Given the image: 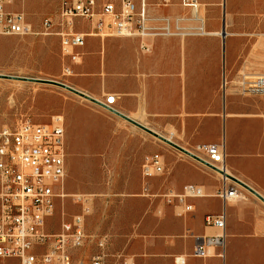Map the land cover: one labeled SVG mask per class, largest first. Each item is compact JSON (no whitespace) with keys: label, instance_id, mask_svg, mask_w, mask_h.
Masks as SVG:
<instances>
[{"label":"crops","instance_id":"obj_1","mask_svg":"<svg viewBox=\"0 0 264 264\" xmlns=\"http://www.w3.org/2000/svg\"><path fill=\"white\" fill-rule=\"evenodd\" d=\"M197 2L195 10L182 0H146L148 25H167L172 33L167 36L100 37L82 22L78 31L87 35L76 49L78 61L64 59L71 73L62 83L98 102L106 95L115 96L113 112L82 97L88 103L67 104L63 111L65 134L68 128L73 132L75 126L86 125L94 134L90 139L103 140L101 145L95 142L88 154L102 156V169L112 180L101 192L77 190L76 194L89 197L85 233L105 239L104 264H174L176 257H183L186 264H222L213 256L218 250H210L206 259L191 256L197 238L217 233L206 225L205 217L223 211L222 200L215 196L221 177L165 147L118 113L182 148L223 144L228 173L264 197L262 101L240 93L241 76L230 68L234 56L247 55V41L236 37L238 28L228 32L224 18L220 23L207 18V5L217 0ZM238 3L245 7L253 1ZM140 9L135 0L136 12ZM154 153L162 157L165 173L143 179L141 166ZM128 171L136 173L129 184L123 180ZM188 184L204 193L187 199L189 212L159 196L180 193ZM144 187L151 196L143 194ZM238 190L241 198L225 204L224 263L264 264V202L243 186Z\"/></svg>","mask_w":264,"mask_h":264},{"label":"built area","instance_id":"obj_2","mask_svg":"<svg viewBox=\"0 0 264 264\" xmlns=\"http://www.w3.org/2000/svg\"><path fill=\"white\" fill-rule=\"evenodd\" d=\"M14 0H0V35H29L32 25L23 11L10 10ZM141 9L136 12L135 0H60L55 21L42 22L43 34L59 38L64 59L77 62L76 52L85 43L86 33L78 31L82 22H88L94 34L100 37H155L171 35L165 25L154 28L148 25L145 14L146 0H138ZM163 3L166 0H161ZM182 4L198 9L197 0H182ZM142 48L146 49L145 45ZM64 75L71 73L63 65ZM238 89L243 95L258 96L262 101L264 115V75H241ZM114 95H106L103 102L107 111L113 112ZM188 154L206 163L208 169L217 173L222 180L215 196L223 202V211L218 215H207L205 223L217 230L210 236L197 238L191 256L206 259L210 250H218L213 256L225 259L226 214L225 204L241 198L236 182L227 175L225 148L223 144H197L183 148ZM183 155L193 159L184 152ZM198 162V161H196ZM199 163V162H198ZM203 165V164H202ZM165 165L158 153L148 156L141 166L143 179L162 175ZM66 174V151L64 120L54 116L49 124H36L21 120L15 128L0 129V264H73L70 250L83 247L86 240L85 216L89 212V197L73 195L80 212L63 217L60 229L55 234L47 231V221L56 208V200L66 195L63 183ZM143 194L151 196L146 187ZM204 195L202 189L193 184L185 185L180 193H162L167 204L183 207L184 212L192 210L187 199ZM99 252L89 264H104L102 252L105 239L97 240ZM78 264H83L82 262ZM174 264H186L183 257H176ZM210 264V263H205Z\"/></svg>","mask_w":264,"mask_h":264},{"label":"rangeland","instance_id":"obj_3","mask_svg":"<svg viewBox=\"0 0 264 264\" xmlns=\"http://www.w3.org/2000/svg\"><path fill=\"white\" fill-rule=\"evenodd\" d=\"M252 1V4L244 7L238 0H225L223 8V0H217L216 4L206 7L209 20L215 19L220 23L224 18L228 32L238 28L236 37L247 41V55L238 53L230 63V68L237 70L240 76L264 75V0ZM59 3L60 0H14L8 7L25 13L33 33L21 36L0 35V129L15 128L25 119L45 125L57 115L65 121V105L88 103L57 86L3 77L22 76L63 81L64 58L59 38L53 34H43L42 27L45 19L55 21ZM244 25L247 27L244 28ZM65 131L66 174L63 193L66 196L56 200L55 212L47 221L50 234L59 231L63 217H70L80 210L73 198L77 190L101 192L105 184L112 180L102 169V156L88 154L93 150L95 142L101 145L103 140L90 139L94 134L90 133L86 125L75 126L73 132L69 128ZM124 175L123 180L128 184L136 179L135 172L128 171ZM114 179L117 181L118 177ZM96 243L97 238L88 236L83 247L70 250L73 264H89L91 257L99 251Z\"/></svg>","mask_w":264,"mask_h":264},{"label":"water","instance_id":"obj_4","mask_svg":"<svg viewBox=\"0 0 264 264\" xmlns=\"http://www.w3.org/2000/svg\"><path fill=\"white\" fill-rule=\"evenodd\" d=\"M225 6V0H223V8ZM225 25V24H224ZM223 37H225L226 33L225 30H223L222 33ZM2 76V75H1ZM3 77H7V78H12V79H18V80H22V81H29V82H38V83H42V84H49V85H53V86H57L60 88H63L75 95H78L79 97H82L88 101H91L93 103H96L98 105H100L102 108L107 109L105 106H103L102 104H100L98 101L92 99L91 97H89L88 95L77 91L76 89L62 83L59 81H55V80H50V79H41V78H32V77H22V76H6L3 75ZM122 118H124L126 121L130 122L131 124L135 125L136 127L142 129L143 131L147 132L148 134H150L151 136L155 137L156 139H158L159 141L173 147L174 149L184 152L187 155H189L190 157L194 158L196 161H198L199 163L209 167L206 163H204L203 161L197 159L196 157L191 156L190 154H188L182 147L176 145L174 142H172L171 140L165 138L164 136L152 131L151 129L145 127L144 125L138 123L137 121H134L124 115H121L120 113H118ZM211 168V167H209ZM228 178H230L232 181L236 182L237 184H239L240 186H243L245 189H247L248 191H250L251 193H253L256 197H258L262 202H264V197L260 196L258 193H256L253 189H251L249 186H247L246 184H244L243 182H241L240 180L236 179L235 177L231 176V175H227Z\"/></svg>","mask_w":264,"mask_h":264},{"label":"bare ground","instance_id":"obj_5","mask_svg":"<svg viewBox=\"0 0 264 264\" xmlns=\"http://www.w3.org/2000/svg\"><path fill=\"white\" fill-rule=\"evenodd\" d=\"M227 173H228V169H227ZM229 174V173H228Z\"/></svg>","mask_w":264,"mask_h":264}]
</instances>
